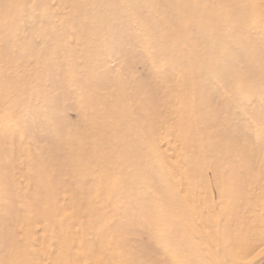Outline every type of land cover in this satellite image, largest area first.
Returning <instances> with one entry per match:
<instances>
[{
    "label": "rangeland",
    "instance_id": "rangeland-1",
    "mask_svg": "<svg viewBox=\"0 0 264 264\" xmlns=\"http://www.w3.org/2000/svg\"><path fill=\"white\" fill-rule=\"evenodd\" d=\"M212 2L0 0V264H264V97L204 109Z\"/></svg>",
    "mask_w": 264,
    "mask_h": 264
},
{
    "label": "clouds",
    "instance_id": "clouds-1",
    "mask_svg": "<svg viewBox=\"0 0 264 264\" xmlns=\"http://www.w3.org/2000/svg\"><path fill=\"white\" fill-rule=\"evenodd\" d=\"M197 7L205 9L214 25L209 35L210 45L192 54L193 62L198 64L197 71L210 73L221 57L229 59L217 78L218 96L213 102L203 105L209 118L219 120L229 115L231 106L242 95L259 93L264 97V0H214ZM237 68L247 73V78L238 88L233 81ZM58 102L57 94L52 99L54 119ZM245 115L253 130H259L264 141V105L259 117L254 111ZM161 264H170V261L162 257Z\"/></svg>",
    "mask_w": 264,
    "mask_h": 264
},
{
    "label": "crops",
    "instance_id": "crops-1",
    "mask_svg": "<svg viewBox=\"0 0 264 264\" xmlns=\"http://www.w3.org/2000/svg\"><path fill=\"white\" fill-rule=\"evenodd\" d=\"M239 243V242H238Z\"/></svg>",
    "mask_w": 264,
    "mask_h": 264
}]
</instances>
